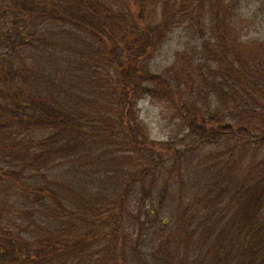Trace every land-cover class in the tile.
Masks as SVG:
<instances>
[{"label":"trees","instance_id":"16d2710c","mask_svg":"<svg viewBox=\"0 0 264 264\" xmlns=\"http://www.w3.org/2000/svg\"><path fill=\"white\" fill-rule=\"evenodd\" d=\"M262 1L0 0V264H264Z\"/></svg>","mask_w":264,"mask_h":264},{"label":"rangeland","instance_id":"374dc122","mask_svg":"<svg viewBox=\"0 0 264 264\" xmlns=\"http://www.w3.org/2000/svg\"><path fill=\"white\" fill-rule=\"evenodd\" d=\"M262 0H245L244 16L259 12L258 8H262ZM264 15L253 16L252 18H263ZM181 29L176 30L163 45L154 60L151 63L155 71H162L170 65L174 52L180 47L182 38ZM140 118L147 126L150 137L155 141H163L168 138H174L179 129L174 121H170V112L164 106L151 103L141 102L138 106ZM179 139L182 134H178ZM59 174V173H58ZM9 204V203H8Z\"/></svg>","mask_w":264,"mask_h":264}]
</instances>
